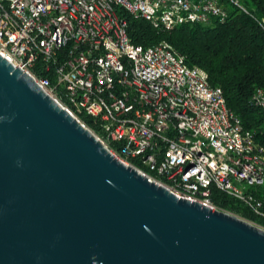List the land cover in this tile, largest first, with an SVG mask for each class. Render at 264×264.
Segmentation results:
<instances>
[{"label":"built area","instance_id":"2783aa9c","mask_svg":"<svg viewBox=\"0 0 264 264\" xmlns=\"http://www.w3.org/2000/svg\"><path fill=\"white\" fill-rule=\"evenodd\" d=\"M124 14L165 31L228 16L217 0H0V54L150 180L210 205L215 187L264 218V146L171 43L134 44ZM252 99L264 117V86Z\"/></svg>","mask_w":264,"mask_h":264},{"label":"water","instance_id":"95a60500","mask_svg":"<svg viewBox=\"0 0 264 264\" xmlns=\"http://www.w3.org/2000/svg\"><path fill=\"white\" fill-rule=\"evenodd\" d=\"M0 264H264V230L122 162L0 54Z\"/></svg>","mask_w":264,"mask_h":264},{"label":"trees","instance_id":"16d2710c","mask_svg":"<svg viewBox=\"0 0 264 264\" xmlns=\"http://www.w3.org/2000/svg\"><path fill=\"white\" fill-rule=\"evenodd\" d=\"M217 1L228 13L223 21L211 17L207 23H182L165 31L142 18L124 14L128 34L134 44L142 46L166 40L185 56L189 66L204 69L209 84L222 90L227 107L240 118L244 128L253 132L255 141L264 146L263 113L252 99L255 89L264 86V30L234 3L237 1L259 19L264 18V0ZM82 120L102 138L91 118L83 116ZM131 163L139 167L137 161ZM252 192L264 197V185ZM209 200L215 208L264 224V218L254 214L244 202L215 187L210 189Z\"/></svg>","mask_w":264,"mask_h":264}]
</instances>
